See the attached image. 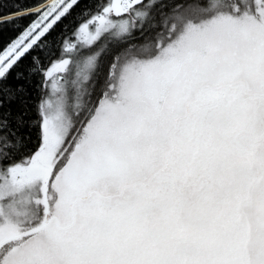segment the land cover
Segmentation results:
<instances>
[{"label": "snow or ice", "instance_id": "snow-or-ice-1", "mask_svg": "<svg viewBox=\"0 0 264 264\" xmlns=\"http://www.w3.org/2000/svg\"><path fill=\"white\" fill-rule=\"evenodd\" d=\"M0 264H264V0H0Z\"/></svg>", "mask_w": 264, "mask_h": 264}]
</instances>
